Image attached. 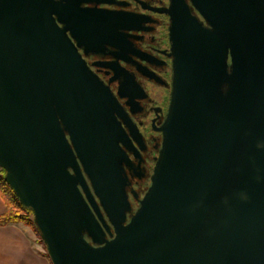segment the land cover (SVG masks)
<instances>
[{
	"label": "water",
	"instance_id": "water-1",
	"mask_svg": "<svg viewBox=\"0 0 264 264\" xmlns=\"http://www.w3.org/2000/svg\"><path fill=\"white\" fill-rule=\"evenodd\" d=\"M109 1L0 0V167L52 264H264V0H170L171 92L142 197L122 88L84 57L130 28L90 8Z\"/></svg>",
	"mask_w": 264,
	"mask_h": 264
},
{
	"label": "flooded vegetation",
	"instance_id": "flooded-vegetation-1",
	"mask_svg": "<svg viewBox=\"0 0 264 264\" xmlns=\"http://www.w3.org/2000/svg\"><path fill=\"white\" fill-rule=\"evenodd\" d=\"M170 0H110L90 3V8L119 12L130 28L121 29L122 36L111 44H91L84 54L90 67L118 94L121 104L134 122L127 149L126 170L131 184L127 189L142 197L151 183L156 157L163 140L162 124L168 111L172 57L170 52V16L165 12ZM120 68V75L109 65ZM148 73V74H147ZM133 124V123H132ZM133 208L138 202L130 193Z\"/></svg>",
	"mask_w": 264,
	"mask_h": 264
},
{
	"label": "crops",
	"instance_id": "crops-1",
	"mask_svg": "<svg viewBox=\"0 0 264 264\" xmlns=\"http://www.w3.org/2000/svg\"><path fill=\"white\" fill-rule=\"evenodd\" d=\"M7 208L5 199L0 195V216ZM34 235V229L24 222L0 225V264H52Z\"/></svg>",
	"mask_w": 264,
	"mask_h": 264
},
{
	"label": "trees",
	"instance_id": "trees-1",
	"mask_svg": "<svg viewBox=\"0 0 264 264\" xmlns=\"http://www.w3.org/2000/svg\"><path fill=\"white\" fill-rule=\"evenodd\" d=\"M5 174L6 171L0 167V195L5 199L8 205L6 212L0 216V225L24 222L27 225L36 227L33 212L20 203L13 189L6 182ZM46 254L48 255V253Z\"/></svg>",
	"mask_w": 264,
	"mask_h": 264
},
{
	"label": "rangeland",
	"instance_id": "rangeland-1",
	"mask_svg": "<svg viewBox=\"0 0 264 264\" xmlns=\"http://www.w3.org/2000/svg\"><path fill=\"white\" fill-rule=\"evenodd\" d=\"M30 226H31V228L34 229V232H35V235H34V237H35V241L38 243V245L40 246V248H41L42 250H45L46 253H47L46 246H45V244L43 243V241H42V239H41V237H40V234H39V232L37 231L36 227H34V226H32V225H30Z\"/></svg>",
	"mask_w": 264,
	"mask_h": 264
}]
</instances>
